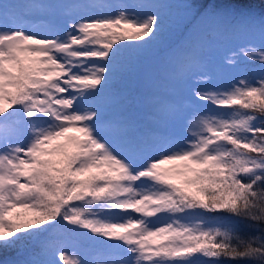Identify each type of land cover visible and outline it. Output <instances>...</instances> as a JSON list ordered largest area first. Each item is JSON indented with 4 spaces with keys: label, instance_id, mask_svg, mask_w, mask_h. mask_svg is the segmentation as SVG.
I'll return each mask as SVG.
<instances>
[{
    "label": "snow or ice",
    "instance_id": "6c2138e0",
    "mask_svg": "<svg viewBox=\"0 0 264 264\" xmlns=\"http://www.w3.org/2000/svg\"><path fill=\"white\" fill-rule=\"evenodd\" d=\"M0 264H264V0H0Z\"/></svg>",
    "mask_w": 264,
    "mask_h": 264
},
{
    "label": "trees",
    "instance_id": "16d2710c",
    "mask_svg": "<svg viewBox=\"0 0 264 264\" xmlns=\"http://www.w3.org/2000/svg\"><path fill=\"white\" fill-rule=\"evenodd\" d=\"M249 2H251V0H249ZM241 47H243L242 45H237L234 48H231L232 53L234 54V56L239 59L241 62H244L245 57L243 56V53L241 52ZM237 48V49H235Z\"/></svg>",
    "mask_w": 264,
    "mask_h": 264
},
{
    "label": "rangeland",
    "instance_id": "374dc122",
    "mask_svg": "<svg viewBox=\"0 0 264 264\" xmlns=\"http://www.w3.org/2000/svg\"><path fill=\"white\" fill-rule=\"evenodd\" d=\"M233 46H231V47H233ZM231 47L229 49L225 50V54L226 55H230V56H234V54L232 53ZM69 251H72V249L70 248Z\"/></svg>",
    "mask_w": 264,
    "mask_h": 264
}]
</instances>
